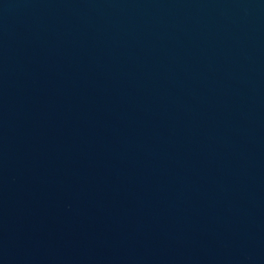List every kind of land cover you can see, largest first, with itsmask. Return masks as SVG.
Wrapping results in <instances>:
<instances>
[{
  "label": "water",
  "instance_id": "water-1",
  "mask_svg": "<svg viewBox=\"0 0 264 264\" xmlns=\"http://www.w3.org/2000/svg\"><path fill=\"white\" fill-rule=\"evenodd\" d=\"M0 264H264V0H0Z\"/></svg>",
  "mask_w": 264,
  "mask_h": 264
}]
</instances>
